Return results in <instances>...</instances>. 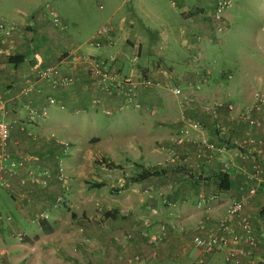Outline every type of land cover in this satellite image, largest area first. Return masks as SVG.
<instances>
[{
    "label": "crops",
    "instance_id": "obj_1",
    "mask_svg": "<svg viewBox=\"0 0 264 264\" xmlns=\"http://www.w3.org/2000/svg\"><path fill=\"white\" fill-rule=\"evenodd\" d=\"M149 1L134 0L128 13L108 14L105 23L113 32L99 39V48L88 44L104 25L74 41L66 33L67 23L73 25L66 13L18 8L12 13L0 1V122L11 126L10 139L0 148V156L8 158L0 189L9 200L0 195V264H78L72 256L83 246L95 250L86 264H233L225 250L201 253L193 240L216 233L235 200L242 201L241 216L256 235L250 264H264V124L250 127L240 118L253 106L252 118L264 119V108L259 111L254 99L258 93L264 101V74L250 77L239 69L234 75L210 63L209 75L202 77L200 53L213 58L209 38L202 40L207 32L202 12L216 0H198L192 11L183 6L177 31L161 22L159 5ZM79 54L110 63L136 84L131 99L115 85L103 91L76 61ZM48 67L58 68L57 78L71 84L40 80L38 72ZM145 77L163 87H144ZM27 87L31 91L25 93ZM167 87L180 89L182 96ZM216 101L220 107L211 116L209 106ZM122 111L129 113L113 128L130 130L122 133L125 139L115 132L107 139L93 135L87 144L81 140L84 131L110 130L115 120L108 116ZM62 132L66 138L59 137ZM250 139L262 144L251 145ZM97 154L118 168L94 165ZM18 161L23 165L9 176L11 163ZM48 167L57 170L43 185L40 173ZM154 168L156 175L123 187L125 177ZM99 172L119 178L102 201L90 193L95 188L76 186L78 177L95 179ZM112 187L119 192L111 194ZM161 225L167 238L153 244L150 235ZM230 225L240 234L238 218ZM21 235L31 244H20ZM66 240L73 249L63 253Z\"/></svg>",
    "mask_w": 264,
    "mask_h": 264
},
{
    "label": "rangeland",
    "instance_id": "obj_2",
    "mask_svg": "<svg viewBox=\"0 0 264 264\" xmlns=\"http://www.w3.org/2000/svg\"><path fill=\"white\" fill-rule=\"evenodd\" d=\"M2 1L5 9L8 12L14 11V9L18 8L23 10L25 13H34L37 9L46 10L48 13H63L67 14L70 18V22L68 24V30L66 33L69 36H72V39L75 41L79 38H88L91 34L95 33L101 26H108L106 22V18L108 14L112 13H128L130 4L134 3V0H0ZM149 1V0H146ZM222 0H216L215 3L211 5V8L208 9L205 13V16L202 17V24L205 27L204 29L207 32L202 31V40L203 38H209L211 45L209 48L212 49L210 58L204 55V51L202 50V56L200 53V57L202 58V71H204L203 78H207L210 73V66L215 65V70L221 69L223 71H230L232 74H236L237 70L242 69L244 73L249 72L250 77L259 75V73L264 74V0H228L229 5L220 11V20H216L214 17V13H216V9L219 6V2ZM0 3V6L1 4ZM151 3L159 5V11L157 13L160 14V17L169 27L173 28L177 31L179 23L181 22V15L183 6L188 8L189 11H192L198 0H151L147 5H151ZM174 3V5L172 4ZM215 4V5H214ZM176 6V7H174ZM202 6L204 4L202 3ZM204 15V14H203ZM111 17V15H110ZM110 20V19H109ZM203 29V30H204ZM222 42V43H221ZM178 50H173L171 52V56H177ZM196 58H199V54L197 53ZM200 59V58H199ZM165 61V59H164ZM168 61V60H166ZM208 61V62H207ZM212 61H215L213 63ZM170 62V61H169ZM207 65H203L206 63ZM205 67V68H204ZM204 68V69H203ZM212 71V70H211ZM214 72V70H213ZM204 92V90H203ZM128 111H122L114 114L109 120H115L111 126L110 130H98L96 133H88L84 131L83 142L86 141V144L89 142V138L93 135H97L101 139H104L110 134H114L115 132L118 134V139H121L122 133H126V131H130L127 129L113 128L116 126V120L118 123L122 121V117L125 114H128ZM115 117V118H114ZM86 125V124H84ZM87 127H85L86 130ZM116 130V131H115ZM109 132V133H108ZM61 138H66V135L62 132L59 136ZM85 137V138H84ZM70 139V138H69ZM122 139L123 135H122ZM105 141V140H102ZM94 142V141H93ZM82 144V143H81ZM50 145H54L53 142H50ZM103 145H107L106 143ZM94 150H97L96 146L93 147ZM63 156V153L60 154V157ZM104 156L102 154L94 155V165L98 166L102 160H104ZM61 161H64V158H61ZM66 162V160H65ZM53 164V163H52ZM55 164V162H54ZM81 164V163H80ZM89 164V163H88ZM84 165H86L84 163ZM105 166V165H104ZM71 163L69 161L67 165V170H71ZM98 169V168H95ZM48 174L53 175V171L56 170L54 168H47ZM132 170V169H131ZM97 171V170H96ZM129 171V170H128ZM2 173V172H0ZM90 176V177H89ZM92 176L89 174L88 176H84L85 179L82 180L80 177L77 178L76 186L83 185L84 187H89L88 184L90 182L102 183L105 186L99 189H92L90 193L94 191L96 195L102 201V194H106L104 196L110 195L109 188L113 185L114 187H118L119 178H109L108 176H104L99 172L98 176H95V179L91 178ZM190 177V175H189ZM2 179H0L1 181ZM76 179H74L75 181ZM83 183V184H82ZM3 194L6 203H9L7 200L8 195L5 191H1L0 195ZM2 196V195H1ZM7 197V198H6ZM102 203V202H101ZM97 212V211H96ZM66 215H69L66 213ZM82 218V217H81ZM86 218V217H85ZM22 241L20 244H31V241L28 240V235H21ZM28 241H27V240ZM64 248L63 253L69 252V249H73V245L70 241L66 240L63 242ZM92 248L83 246L80 251L72 256L73 259L78 264H86L89 259V255L95 253V250H91ZM174 263V262H172ZM165 263V264H172Z\"/></svg>",
    "mask_w": 264,
    "mask_h": 264
},
{
    "label": "built area",
    "instance_id": "obj_3",
    "mask_svg": "<svg viewBox=\"0 0 264 264\" xmlns=\"http://www.w3.org/2000/svg\"><path fill=\"white\" fill-rule=\"evenodd\" d=\"M218 8L216 9V13H214V17L216 20H220V11L225 7H228L229 1L222 0L219 3ZM60 19L55 18V25L60 24ZM2 27L0 26V30ZM113 32V28L111 25L102 27L97 35L89 42V46L99 48L101 46L100 38H109L111 33ZM199 40V38H198ZM81 65L86 66L87 71L90 75L98 81V84L102 86L103 91H107L110 87L112 88L115 85L116 90H120L121 93L130 100L133 96L134 89L136 88V84H134L129 78L120 77L119 72L116 68L110 63L94 59L84 54H79L76 58ZM58 68L56 67H48L42 69L38 72V78L40 80L50 81L54 86H68L71 84V79L69 78H61L58 79ZM142 85L144 87H156L162 88L163 85L160 82L151 81L148 77H145L142 80ZM168 91L174 96H182V91L175 87H167ZM23 91L28 93L31 91L29 87L24 88ZM255 105L258 106L259 111H261L264 107V101L262 96L258 93L254 95ZM220 107V103L218 101L214 102L211 106H209V114L211 116L217 115V110ZM227 109L231 111L233 106L231 104H227ZM255 107H247L240 114V118L246 122L250 127L261 128L264 124V119H256L252 118L251 113ZM193 128H198L197 124H193ZM11 126L7 123L0 122V148H4L5 144L10 139ZM251 145L258 144L261 145V141H255L253 139L249 140ZM212 148V146H210ZM8 158L1 155L0 156V172L6 168V165L2 162L7 160ZM23 165L22 162L18 161L17 163H11V167L8 169L9 176L13 177L17 173V168H20ZM48 177V172L44 171L40 173V183L45 184V179ZM37 181V182H39ZM202 202V201H201ZM242 201H232L231 205L228 207L226 215L224 219L218 224L216 228V233L211 234L206 239L195 238L193 240L194 245L201 251V253L211 254L218 250H225V258L227 262H232L233 264H250L252 262L253 252L256 248V235L255 231L250 225V223L241 216L242 211ZM235 218L239 219L240 226V234H237L232 226L230 225L231 221ZM152 223L145 222V228L151 227ZM218 234L220 236H218ZM151 242L153 244L163 242L167 238V229L164 225L159 226L158 232L151 236ZM201 264V263H200Z\"/></svg>",
    "mask_w": 264,
    "mask_h": 264
},
{
    "label": "trees",
    "instance_id": "obj_4",
    "mask_svg": "<svg viewBox=\"0 0 264 264\" xmlns=\"http://www.w3.org/2000/svg\"><path fill=\"white\" fill-rule=\"evenodd\" d=\"M222 74H225L226 76L228 75L226 73H222ZM227 77H229V76H227ZM100 163L104 164L106 167L111 168V169L118 168V166H116L113 162H111L107 158H105L104 160H102ZM158 170H159L158 168H154V169H142V171L139 174L135 175V176L125 177L124 178L123 187H125L128 183H140V182L144 181L145 179H147V178H149L151 176L156 175L158 173L157 172ZM87 184L89 185L90 188H96V189L102 188L104 186V184H102V183H96V182H90V183H87ZM220 187L222 189H224V190L227 189L228 184L226 183V178H222L221 179V185H220ZM119 190H120L119 188L112 187L110 189V193L114 195V194H117V192H119ZM261 213L263 214L264 213V210ZM111 215H112V212H108L106 216L109 217Z\"/></svg>",
    "mask_w": 264,
    "mask_h": 264
}]
</instances>
